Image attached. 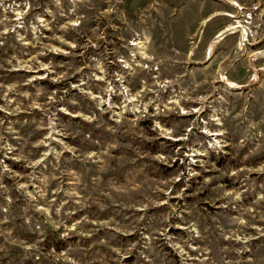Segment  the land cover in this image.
<instances>
[{
	"label": "rangeland",
	"instance_id": "obj_1",
	"mask_svg": "<svg viewBox=\"0 0 264 264\" xmlns=\"http://www.w3.org/2000/svg\"><path fill=\"white\" fill-rule=\"evenodd\" d=\"M225 2L209 43L165 0H0V264H264V0Z\"/></svg>",
	"mask_w": 264,
	"mask_h": 264
},
{
	"label": "crops",
	"instance_id": "obj_2",
	"mask_svg": "<svg viewBox=\"0 0 264 264\" xmlns=\"http://www.w3.org/2000/svg\"><path fill=\"white\" fill-rule=\"evenodd\" d=\"M174 1L175 0H165V2L168 3L167 8L172 12H177L178 10V12L182 13L186 18V25L183 26V30L188 32L201 29L203 39L206 40L211 38L209 43L210 41H214L218 36H221V33H224V28L221 25L227 24V20H230L235 13L234 7L229 6L225 0L222 2L221 0H181L182 2L180 5H175L173 3ZM217 2L221 3H218L219 5L216 6L215 4H217ZM194 6L196 7V9H194L195 12L192 11ZM191 12L192 15L196 13L195 24L193 22L195 21L193 20L194 17H188V14Z\"/></svg>",
	"mask_w": 264,
	"mask_h": 264
}]
</instances>
